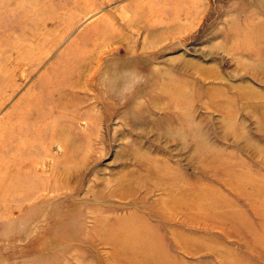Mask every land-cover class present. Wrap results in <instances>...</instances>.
<instances>
[{
  "label": "rangeland",
  "instance_id": "374dc122",
  "mask_svg": "<svg viewBox=\"0 0 264 264\" xmlns=\"http://www.w3.org/2000/svg\"><path fill=\"white\" fill-rule=\"evenodd\" d=\"M0 134V264H264V0H0Z\"/></svg>",
  "mask_w": 264,
  "mask_h": 264
},
{
  "label": "bare ground",
  "instance_id": "6f19581e",
  "mask_svg": "<svg viewBox=\"0 0 264 264\" xmlns=\"http://www.w3.org/2000/svg\"><path fill=\"white\" fill-rule=\"evenodd\" d=\"M61 64V63H60ZM61 66H64V65H61ZM66 67V66H65ZM85 67H87V66H79V68L76 66V70H74V72H73V77H77L78 76V71L80 70V69H82V68H85ZM67 68V67H66ZM57 69H58V67H56V68H53V73L55 72V71H57ZM51 88L52 89H50V93L51 94H56V93H59V92H61V93H65V92H69V91H71V90H73V88H72V85H71V82H68V83H61V84H52L51 85ZM60 94V93H59ZM36 94L34 93V94H32L31 95V98H30V100H31V108H30V112L29 113H31L30 114V117H34V115H37L38 113V108H40L41 109V105L40 104H38L37 103V101H36ZM63 100H62V97H58V98H56V100H53V104L51 105V109L49 110V111H47V115H46V118H49L50 116H52L54 113L55 114H57V115H59L58 114V111H60V109H61V106H63ZM60 113V112H59ZM45 118V117H44ZM60 122V121H59ZM63 122V121H62ZM35 123H37L36 122V120H35ZM54 130H52V132L50 133V135H52V138L51 139H53L54 141H59L58 140V137H59V134L57 133V128H53ZM35 131V130H34ZM49 135V136H50ZM2 136H1V134H0V138H1ZM34 138V137H33ZM62 140V139H61ZM60 151V150H59ZM37 170H39L38 168H36ZM44 169H41V173H43L42 171H43ZM14 185H18L17 184V181L14 179ZM19 187L21 186V185H18ZM18 186L17 187H14V189H16V190H18ZM188 185L187 184H185L184 182L183 183H181L179 186H175L176 187V195H178V196H180V197H186L187 198V196L189 195V193H188V191H187V187ZM173 186H172V190H173ZM188 190H189V188H188ZM179 198H173L172 200H171V204H170V206L168 207V214H170V215H172V213H175L178 209H177V207H179L180 206V201L181 200H178ZM262 209V208H261ZM140 223H141V221H140Z\"/></svg>",
  "mask_w": 264,
  "mask_h": 264
}]
</instances>
